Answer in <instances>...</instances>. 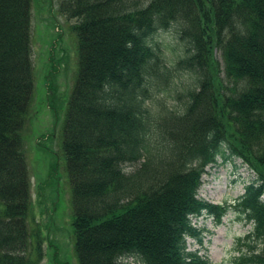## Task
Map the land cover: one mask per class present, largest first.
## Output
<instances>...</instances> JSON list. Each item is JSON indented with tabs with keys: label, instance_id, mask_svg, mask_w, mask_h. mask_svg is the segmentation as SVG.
<instances>
[{
	"label": "trees",
	"instance_id": "trees-1",
	"mask_svg": "<svg viewBox=\"0 0 264 264\" xmlns=\"http://www.w3.org/2000/svg\"><path fill=\"white\" fill-rule=\"evenodd\" d=\"M59 4L78 36L62 147L79 264H215L188 246L189 238L204 244L194 218L221 223L232 209L252 228L236 239L229 262L264 264V0ZM31 10L32 0H0V264L44 258L29 230L23 146L35 87ZM171 29L185 46L174 68L194 75L180 107L156 99L159 80L174 70L155 38ZM221 158L241 159L256 174L234 207L199 195Z\"/></svg>",
	"mask_w": 264,
	"mask_h": 264
},
{
	"label": "rangeland",
	"instance_id": "rangeland-1",
	"mask_svg": "<svg viewBox=\"0 0 264 264\" xmlns=\"http://www.w3.org/2000/svg\"><path fill=\"white\" fill-rule=\"evenodd\" d=\"M59 3L60 0H32L35 87L29 119L23 129L32 194L28 220L29 230L35 236L33 242L43 245L41 264H79L75 249L72 186L62 147L64 115L78 73V36L73 28L76 21L61 13ZM155 39L166 62L174 70L166 81L159 80L158 85L163 91L156 95V99L180 107V92L194 80L192 72L174 68L185 46L174 29L160 32ZM216 57L223 62L220 51ZM221 76L226 87L234 88V83L228 81L224 73ZM134 167L130 166L128 170L132 171ZM255 178L256 174L241 159L226 162L221 158L203 176L199 195L209 203L234 207L245 193L246 186ZM194 223L204 228L205 239L202 246L194 238H189V248L199 249L215 264H231L229 259L236 239L252 228L233 209L221 223L208 214L194 218Z\"/></svg>",
	"mask_w": 264,
	"mask_h": 264
},
{
	"label": "clouds",
	"instance_id": "clouds-1",
	"mask_svg": "<svg viewBox=\"0 0 264 264\" xmlns=\"http://www.w3.org/2000/svg\"><path fill=\"white\" fill-rule=\"evenodd\" d=\"M170 25H171L172 27H177V25L175 24V22H170ZM128 46H130V44H129ZM192 54H193V55L196 54L195 50H194V52H193ZM176 114H177L178 116H182V115H184V111L181 110V111L177 112Z\"/></svg>",
	"mask_w": 264,
	"mask_h": 264
}]
</instances>
